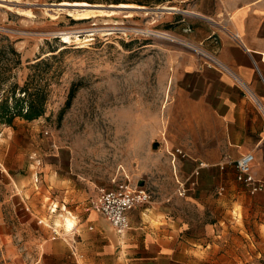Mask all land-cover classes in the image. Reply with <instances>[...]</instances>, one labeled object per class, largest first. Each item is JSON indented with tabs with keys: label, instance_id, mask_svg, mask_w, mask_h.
<instances>
[{
	"label": "crops",
	"instance_id": "0c3cea01",
	"mask_svg": "<svg viewBox=\"0 0 264 264\" xmlns=\"http://www.w3.org/2000/svg\"><path fill=\"white\" fill-rule=\"evenodd\" d=\"M176 2L185 9L174 12L168 28L184 30L198 47L174 52L162 122L146 135L143 150L158 141L153 158L172 165L186 193L179 194L178 183L159 192L155 201L135 206L129 228L118 232L92 205L103 187L95 195L94 182L77 183L64 175L59 148L33 163L27 158L31 148L14 139L9 142L13 159L0 161V181L8 184L9 203L14 198L17 204L3 208L0 200V247L7 263L253 264L252 241L234 233L243 226L224 224L221 200L204 183L207 176L223 178L224 166L249 151L255 154L254 175L264 179V0ZM202 52L215 55L230 72L209 63ZM33 121L17 118L9 127ZM43 151L39 146L34 155ZM19 161L30 162L23 177L10 172ZM198 168L199 181L193 178ZM236 179L243 184L237 168ZM248 192L264 231V191ZM67 217L75 219L72 225Z\"/></svg>",
	"mask_w": 264,
	"mask_h": 264
},
{
	"label": "rangeland",
	"instance_id": "374dc122",
	"mask_svg": "<svg viewBox=\"0 0 264 264\" xmlns=\"http://www.w3.org/2000/svg\"><path fill=\"white\" fill-rule=\"evenodd\" d=\"M65 1L70 2L67 5L87 2L89 7L103 10L119 3H134L145 9L133 8L131 15L121 10L79 17L69 14L70 8H61L66 6L61 4ZM165 5L176 8H162ZM184 9L176 0L0 3V65L8 64L13 57L8 48L1 46L7 43L6 36L15 41L21 54V64L6 72L8 78L3 86L7 88L14 82L22 85L35 69L37 77H44L40 78L42 83L49 82L44 115L34 119L32 125L0 124V161L13 159L9 142L16 139L31 148L27 158L33 163L39 157L43 162L52 148H59V169L73 182H94L95 195L100 187H111L126 176L133 184L147 187L152 192L151 201L158 199L159 192L176 186L172 165L153 158L159 146L151 145L145 151L143 145L146 135L162 122L174 52L198 47L185 37L184 30L168 28L174 22L173 16H177L174 12ZM64 31L71 32L67 40L62 36ZM43 60L33 68L34 63ZM72 87L75 93L68 104ZM39 146L44 151L34 155ZM29 163L19 161L10 172L23 177ZM230 164L231 167L224 166L223 178L205 177V189L221 200L219 216L225 225L243 226L234 233L252 241L253 264H264V231L258 227L263 218L253 210L248 190L236 179L235 161ZM199 177L200 173L193 178L199 181ZM7 185L0 181L3 208L17 205L14 198L9 203ZM91 191H87L89 196ZM59 222H64V216ZM0 264H9L2 247Z\"/></svg>",
	"mask_w": 264,
	"mask_h": 264
},
{
	"label": "built area",
	"instance_id": "2783aa9c",
	"mask_svg": "<svg viewBox=\"0 0 264 264\" xmlns=\"http://www.w3.org/2000/svg\"><path fill=\"white\" fill-rule=\"evenodd\" d=\"M234 37L239 38V35L234 34ZM201 54L208 59L209 63L230 72V70L215 55L206 54L204 52ZM175 153H179L183 156L185 155L180 149L175 150ZM254 160L255 154L249 151L239 156L235 161L236 168L242 175L243 184L251 193L264 191V179L256 177L253 173ZM199 173L198 168L196 169L195 174ZM177 181L181 188L179 194H185V183L180 182L179 179H177ZM151 199L152 192L147 187L139 184H133L130 178L126 176L124 179L118 181L115 187L101 188L97 199L92 203V205L104 218L108 220L114 229L118 232H122L130 226V211L137 205L150 202ZM58 236L59 232L54 230L52 237L56 238ZM71 243L73 248H75L77 239L74 235L71 237Z\"/></svg>",
	"mask_w": 264,
	"mask_h": 264
},
{
	"label": "trees",
	"instance_id": "16d2710c",
	"mask_svg": "<svg viewBox=\"0 0 264 264\" xmlns=\"http://www.w3.org/2000/svg\"><path fill=\"white\" fill-rule=\"evenodd\" d=\"M7 43H1L2 47L8 48L13 57L8 64L0 65V124L14 125L17 118H23L27 120H34L46 112L47 100L49 97V82H41L35 72L29 76V78L22 84L17 82L12 83L5 88L4 82L7 80V71H11L13 67L21 64V54L15 46V41L9 36L5 37ZM52 49L51 51H56ZM57 55V54H53ZM43 61L34 63L33 68H37ZM24 94V97H19L18 94ZM75 93L74 87L71 88L68 98V104L70 103Z\"/></svg>",
	"mask_w": 264,
	"mask_h": 264
},
{
	"label": "bare ground",
	"instance_id": "6f19581e",
	"mask_svg": "<svg viewBox=\"0 0 264 264\" xmlns=\"http://www.w3.org/2000/svg\"><path fill=\"white\" fill-rule=\"evenodd\" d=\"M68 3H70V2H66L65 1V2H62L61 4L67 5ZM71 5L83 6V7H80V8H70L69 9V11H70L69 14L73 13V14H76L77 16H79V17H89V16H95V15L97 16V14H104V13L105 14H115V13L120 12L121 10L126 11L127 12L126 14L131 15L133 8L145 9L144 6L138 5V4H134V3L111 4V5H109L110 9H108V10H103V9H100V8L99 9H94V8H92L93 6L89 7V3H87V2H74V3H71ZM162 8L174 9L176 7L175 6H166L165 5ZM70 33L71 32H69V31H64V32H62V36H64V38L67 40L71 36ZM72 222H73L72 219L68 218L66 223L71 224Z\"/></svg>",
	"mask_w": 264,
	"mask_h": 264
},
{
	"label": "water",
	"instance_id": "95a60500",
	"mask_svg": "<svg viewBox=\"0 0 264 264\" xmlns=\"http://www.w3.org/2000/svg\"><path fill=\"white\" fill-rule=\"evenodd\" d=\"M3 1H5V0H0V3H3ZM81 7H83V6H81ZM61 8H80L79 6L77 7V6H73V5H66L65 7H61ZM158 144H159V142L158 141H155L154 143H153V146L155 147V146H158Z\"/></svg>",
	"mask_w": 264,
	"mask_h": 264
}]
</instances>
